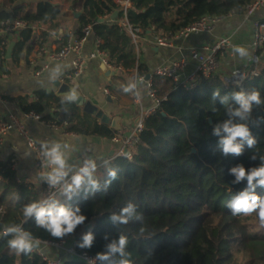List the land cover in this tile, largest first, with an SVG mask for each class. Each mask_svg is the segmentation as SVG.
<instances>
[{
    "label": "trees",
    "instance_id": "1",
    "mask_svg": "<svg viewBox=\"0 0 264 264\" xmlns=\"http://www.w3.org/2000/svg\"><path fill=\"white\" fill-rule=\"evenodd\" d=\"M254 2L129 0L125 9L117 0H85L82 14L76 18L80 9L73 0L70 12L55 18L57 12L52 0H0V21L26 23L19 31L18 49L33 38L35 24L42 26L36 35L41 47L61 29L65 42L71 34L68 26L73 22L79 34L84 26L93 24L94 36L111 66L121 74L136 69L138 76H147L149 68L140 61L132 35L120 24L123 19L138 29L139 39L149 35L171 39L203 17L245 14ZM114 13L116 20H111ZM5 48L0 39V75L6 73L1 71ZM258 66L260 75L249 78L244 85L251 94L259 91L262 103L253 102V111L245 113L243 119L232 115L240 108L233 95L241 93L240 86L219 73L202 78L192 91L178 88L170 78L154 76L152 85L160 99V108L146 118L139 141L132 149L133 157L117 156L94 170L91 181H95V187L85 177L79 188L68 193L62 189L49 199L48 202L70 206L73 211L79 207L81 211L77 214L87 217L74 233L63 238H54L38 228L34 217L25 221L23 206L31 201H46L49 192L44 184L37 187L18 179L10 159L0 158V264H49L35 251L17 255L9 249L7 241L12 236L5 235L4 228L11 224L22 225L41 240L73 239L79 253L95 257L98 253L109 254V245L114 241L118 244L121 235L127 237L124 256L116 252L109 260L98 259V264H119L121 259L130 260L131 264H264V227L260 226L258 217L255 213L234 216L227 208L232 196L247 187L246 179L232 183L236 177L231 174V168L243 164L251 169L264 164V63ZM127 89L131 92L130 86ZM217 91L219 95L214 97ZM121 96L127 95L121 93ZM225 97L226 102L222 103ZM10 100L18 103L24 115L40 114L43 121L65 125L68 132L116 136L110 125L54 91L37 90L31 101L28 95ZM66 107L72 109L67 111ZM229 120L233 124H246L251 138L257 141L253 148L245 141L239 156L225 154L220 143L227 136L223 125ZM218 126L220 134L216 135ZM253 155L254 160L250 159ZM256 194L264 196V188H257ZM129 204L134 211L128 223L113 222L111 216L119 215ZM92 221L94 227L89 231L94 236L93 244L90 248H80L83 235L89 232L84 231V226ZM63 256L61 264H85L73 255Z\"/></svg>",
    "mask_w": 264,
    "mask_h": 264
},
{
    "label": "crops",
    "instance_id": "2",
    "mask_svg": "<svg viewBox=\"0 0 264 264\" xmlns=\"http://www.w3.org/2000/svg\"><path fill=\"white\" fill-rule=\"evenodd\" d=\"M55 8V18L64 16L70 12V5L73 0H52ZM80 11L83 10L85 0H74ZM68 18V17H67ZM264 18V9L255 13L253 19ZM35 33L33 38L18 49L19 31L3 32L0 35L2 44L6 45L4 49V62L1 71L6 73L0 75V120L7 118L9 113H15L19 117H25L21 107L17 102L11 101L10 98L20 95H28L30 101L34 96V92L40 89L55 92L53 81L59 79L67 81L76 87L82 95L97 105L111 118L120 116L121 130L114 131L116 135H125L131 132L139 120L141 111L152 105L151 99L141 93L142 105L140 106L134 100V93L127 89L132 85L129 74H121L112 68L104 69L101 58L91 59L88 69L78 78L66 79L67 74L71 70L68 62H51L47 54L40 53L42 47L36 40L41 25H33ZM69 31H75V22L68 26ZM63 29L52 34L50 42L45 46L47 49L60 47L62 42ZM254 25L253 20L248 19L245 14H232L217 23L213 31L208 33H194L185 40H177L175 47L160 46L153 42L154 36L149 35L147 38L133 41V46L139 50L140 61L146 64L151 73L157 66L170 63L174 58H178L181 54H186L189 48L197 47L204 49L205 47L214 45L219 38L229 37L232 44L222 50L220 58V68L217 73L221 74L226 80L235 77L237 73H249L252 69L258 68L259 64L264 63V50L255 49L252 45ZM236 46L245 47L249 53L247 57L241 58L233 52ZM96 49V37L90 36L83 46L85 55L92 54ZM10 50V53H8ZM258 58V61L255 59ZM47 65L40 75H36V68ZM196 62L192 60V71L195 69ZM116 72V73H114ZM117 90L120 92H114ZM121 93L127 96H121ZM72 108L66 107L69 111ZM101 122V121H100ZM25 125L41 146L42 142H59L61 150L65 153L67 164L71 171L70 176L79 172L85 166L88 158H94L96 163H104L118 156L121 149L119 143L113 141V138L99 137L92 135H83L68 132L67 127H46L40 121L26 119ZM64 145H68L67 148ZM16 157L19 164V176L24 181L32 182L37 187L43 184L49 191V183L44 181L41 171L35 165V154L27 146L25 140L18 131H9L3 138L0 147V158L10 159ZM67 171V169H66ZM62 182V181H61ZM51 257L57 258L58 252L48 250Z\"/></svg>",
    "mask_w": 264,
    "mask_h": 264
},
{
    "label": "built area",
    "instance_id": "3",
    "mask_svg": "<svg viewBox=\"0 0 264 264\" xmlns=\"http://www.w3.org/2000/svg\"><path fill=\"white\" fill-rule=\"evenodd\" d=\"M124 5L125 9L129 6V2H120ZM264 9V0H255V2L247 9L245 16L248 19L253 20L254 32L252 45L255 49L264 50V18L253 19L256 12ZM222 18L219 17H203L199 22L182 29L176 34L175 37L168 39L166 37H155L153 42L160 46H168L170 48L175 47L177 40H185L194 33H208L213 31L218 22ZM120 24L124 25L129 33L132 35L133 41L139 40L138 29H135L129 24L127 19H123ZM93 24L84 26L81 34L71 31L70 36L63 42L60 47L47 49L42 47L40 53L47 54L49 61L51 62H68L71 65V70L67 74L66 79L78 78L84 75L88 69V65L91 59L101 58L102 62L108 65V67L119 71V69L111 66L104 52L100 50V41L96 39V49L90 55L83 53V46L87 39L94 35ZM26 27V23L21 20L7 19L0 21V35L3 32H13ZM232 44L229 37H221L218 41L211 46L199 49L197 47L189 48L186 54H181L178 58H174L170 63L157 66L151 73L149 79L146 76H138L137 70H132L129 75L132 80L134 100L140 106L142 105L141 93H145L152 101V105L142 109L139 120L136 122L133 130L125 135H116L113 137V141L119 143L121 149L118 156H126L128 158L133 157L132 149L139 141V134L144 129V123L146 118L150 117L160 108V99L157 97L152 85V78L154 76H163L172 79L174 84L185 91H192L196 89L202 78H208L216 74L220 68V54L223 49L229 47ZM192 60L196 62L195 69L192 71ZM258 61V58L255 59ZM47 65L36 68V75L42 74ZM121 70V69H120ZM260 70L258 68L252 69L249 73H237L235 77H232L229 81L231 83L240 86L241 92H243L245 82L252 77H258ZM239 76V79H235ZM67 82V81H66ZM0 99L4 101L1 97ZM25 117H19L15 113H9L7 118L0 120V147L3 142L4 136L9 132L16 130L21 137L25 140L27 146L35 154V165L41 171L44 181L46 180V174L51 171L48 160L41 154L42 149L33 135L30 133L25 125L26 119H33L40 121L46 127H58L55 123L46 122L41 119L40 114L30 113L24 115ZM127 150V152H126ZM12 169L18 179L19 176V164L16 157L10 158ZM86 161H92L95 165V170L103 166L104 163H96L94 158H88ZM77 174V173H76ZM75 175V174H74ZM73 176V175H72ZM60 182L55 187H49V199L58 191L65 188L66 183H71V177ZM1 234V232H0ZM41 240V239H40ZM57 251L58 257H51L48 250ZM39 255L43 256L49 264H61L63 255H73L80 259L85 264H98V259L86 252L79 253L77 251V244L73 239H65L61 241H47L41 240V244L34 250Z\"/></svg>",
    "mask_w": 264,
    "mask_h": 264
},
{
    "label": "clouds",
    "instance_id": "4",
    "mask_svg": "<svg viewBox=\"0 0 264 264\" xmlns=\"http://www.w3.org/2000/svg\"><path fill=\"white\" fill-rule=\"evenodd\" d=\"M233 52L238 54L241 58L249 55L245 47L236 46L233 48ZM219 95V92H214L213 96ZM234 98L240 104V108L232 113L233 116H239L242 119L244 114L250 112L252 103L261 104L259 91H253L251 95L245 96L244 93H234ZM70 99H74V96H70ZM226 97L222 100V103L226 102ZM223 131L227 133V136L221 139L220 143L223 146V152L225 154L232 153L237 156L242 155L244 142H247L249 148H253L257 141L251 138L249 128L244 123L233 124L231 120L227 121L223 125ZM214 134H220V127L215 129ZM239 138V142H237ZM61 144L59 142H42L41 149L42 155L48 160L51 171L46 174V180L50 186L55 187L61 181H64L68 176V172L71 171L67 164L65 153L61 150ZM65 148L68 145H64ZM250 159H256L255 155ZM67 169V171H66ZM95 170V165L92 161H85V166L79 170V172L71 177V183H66L64 191L66 193L72 192L74 188L84 182L85 177H88L91 181V174ZM231 174H234L236 180L233 184H238L243 180H247V187L240 191L237 195L232 196L227 203V208L231 210L232 215H244L250 216L253 213L258 217L261 227H264V196L256 194L257 188H264V164L258 168L246 169L243 164H239L236 167L231 168ZM110 175L114 178L115 173ZM95 187V181H91ZM255 182V183H254ZM70 198V197H69ZM81 210L79 207L72 210L70 206L59 203L58 201L47 202L43 200L31 201L25 204L22 208L25 221L28 218L34 217L35 223L38 228L45 230L54 238H63L66 234L74 233L77 226L83 224L87 217L85 215H78ZM134 211L133 205L129 204L124 207L119 215L113 214L111 220L113 222L119 221L122 224H127L129 218ZM5 235H11L12 238L7 241L9 249L13 250L17 255H28L32 253L41 244L40 238H35L33 235L25 231L20 224H11L4 228ZM83 243H79L80 248H90L93 244L94 236L91 231L82 237ZM127 237L121 235L117 242H113L109 245V254L98 253L96 259L101 261L109 260L111 254L119 252L121 256H124V248L127 245ZM119 264H131L130 260L121 259Z\"/></svg>",
    "mask_w": 264,
    "mask_h": 264
},
{
    "label": "water",
    "instance_id": "5",
    "mask_svg": "<svg viewBox=\"0 0 264 264\" xmlns=\"http://www.w3.org/2000/svg\"><path fill=\"white\" fill-rule=\"evenodd\" d=\"M120 2H129V0H119ZM82 14V11L75 14V17L78 18ZM111 20H116V13H114L111 16ZM62 33V31H61ZM10 53V50L9 52ZM104 69H108V65L103 63ZM116 73V72H114ZM150 74L146 76L147 79L150 78ZM53 85L55 86V93L59 97H65L69 98L70 96H74V99H71L74 101L82 110L90 115L95 116L98 118L102 123L110 125V128L114 131H120L121 130V120L122 118L120 116H115L111 118L109 115L105 114L102 109H100L97 105L86 99L82 93L73 85L66 81H61L59 79H56L53 81ZM70 99V98H69ZM164 115L166 113H163ZM212 123V120H210ZM197 150L194 148L193 152H196ZM127 152V150H126ZM94 227V222H90L89 224L84 226V231L87 232L90 229Z\"/></svg>",
    "mask_w": 264,
    "mask_h": 264
},
{
    "label": "bare ground",
    "instance_id": "6",
    "mask_svg": "<svg viewBox=\"0 0 264 264\" xmlns=\"http://www.w3.org/2000/svg\"><path fill=\"white\" fill-rule=\"evenodd\" d=\"M235 79H239V76H237ZM245 96H249L250 93L246 90V89H243V92Z\"/></svg>",
    "mask_w": 264,
    "mask_h": 264
},
{
    "label": "rangeland",
    "instance_id": "7",
    "mask_svg": "<svg viewBox=\"0 0 264 264\" xmlns=\"http://www.w3.org/2000/svg\"><path fill=\"white\" fill-rule=\"evenodd\" d=\"M130 88L133 89V86H130ZM244 88L250 93V91L245 87V85H244ZM250 95H251V93H250ZM252 111H253V108H252V106H251V110H250V112H252Z\"/></svg>",
    "mask_w": 264,
    "mask_h": 264
}]
</instances>
